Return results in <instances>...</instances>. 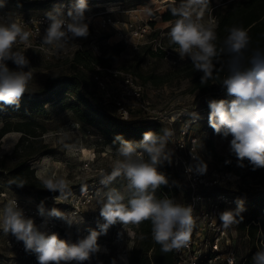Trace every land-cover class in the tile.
<instances>
[{
  "label": "clouds",
  "instance_id": "9594fccd",
  "mask_svg": "<svg viewBox=\"0 0 264 264\" xmlns=\"http://www.w3.org/2000/svg\"><path fill=\"white\" fill-rule=\"evenodd\" d=\"M208 4L209 0H187L179 7H171V13L177 19L168 33L169 42L176 46L174 50L181 60L189 59L195 70L202 74L200 83L203 85L210 79H219L213 76L215 63H221L226 69L227 75L220 84L230 99L208 101V124L215 134L225 139L231 137L229 151L236 157L239 167L247 160L253 170L261 169L264 168V49L253 48L251 37L240 26L228 29V35L217 45L214 26L201 23L197 11L207 8ZM87 10V0H75L66 14L62 7L47 12L50 23L42 43L62 50L75 39L86 38L89 35ZM30 36L31 33L14 20L0 18V105L19 108L21 98L28 92L33 78L30 61L25 51L14 49L18 44H26ZM9 61L15 69L8 66ZM190 118L196 122L200 117L192 111ZM174 135L170 128L146 131L138 143L116 136L113 143L119 141L117 158L111 172H102L99 178V183L108 189L98 200L99 215L104 221L99 225V231L90 230L86 237L70 244L55 232L41 231L32 218L25 216L16 199H9L0 208V230L22 242L26 252L36 255L38 264H83L99 252V235L106 234L118 223L126 226L149 221L152 238L163 252L186 246L194 228L193 207L168 196H156L158 189L169 184L168 177L159 168L166 162L169 165L173 162L174 149L169 148V144L173 143ZM192 159L193 163L186 171L205 175L208 164L199 155H192ZM229 163V160L225 161V164ZM121 177L126 180L123 191L109 187ZM42 183L44 189L59 192L60 196L68 190L63 177H49ZM173 183L179 187L177 182ZM19 186L23 187V184ZM38 210L42 215V205ZM244 210L242 202H238L236 209L221 212L219 219L224 228L237 223V217L242 220L240 214ZM49 215L69 223L73 221L56 209L49 210ZM252 264H264V248L256 251Z\"/></svg>",
  "mask_w": 264,
  "mask_h": 264
},
{
  "label": "rangeland",
  "instance_id": "374dc122",
  "mask_svg": "<svg viewBox=\"0 0 264 264\" xmlns=\"http://www.w3.org/2000/svg\"><path fill=\"white\" fill-rule=\"evenodd\" d=\"M61 0L51 2L49 5L38 8H25L20 6H8L0 1V8L14 13H47L58 6ZM187 0H92L93 11L98 15L102 12L109 11L117 18L123 21L134 20H151L153 26V36L161 41L167 50H171V54L166 56L153 55L150 45L146 43H138L137 39L133 42L139 44L136 48L127 45V50L121 55V59L116 65L132 70L139 76V79L145 82L148 89L149 98L154 106L160 109H178L182 106L200 107L207 105L210 97L194 90L189 79L184 77H174L172 73L180 69L189 59L181 60L178 53L174 50L175 45L170 44L168 33L175 20L164 21L162 14L168 8L177 3H184ZM219 4V0H209L207 8L198 9L199 16L203 20H210L213 15L215 6ZM135 21V20H134ZM210 24V23H209ZM89 35L85 38V44L94 52H99L100 46L104 44H114L120 41L119 35L113 27L102 28L99 25V17H95L90 24ZM125 29V25H123ZM175 47V48H174ZM26 57L30 61V67L33 71V78L29 83L28 92H40L48 78L53 76L65 75L71 72L70 60L68 58L49 59L35 52H25ZM142 63L138 65V62ZM174 60H176L174 62ZM8 66L15 69V65L9 61ZM27 71V69H25ZM89 71V70H88ZM154 76V79L149 78ZM160 88L161 92L156 89ZM140 114L133 113V118L139 120ZM132 120V121H135ZM45 124L46 130L43 133L44 140L54 150L52 154L38 156L30 163L35 169L38 178L44 180L49 177H63L68 184V190L64 196H60L59 192L51 195V200L55 201L54 196H59L62 200L61 204H55L50 201L44 204L42 197H37L35 191L21 190L8 185L7 178L0 174V208L7 203V197L13 195L27 200L33 207L39 209L42 205L44 212L56 209L58 212L70 205L72 198L79 194L84 199L83 213L78 221L71 226H65L59 232V237L68 243H76L79 239L86 237L90 230L99 231V225L104 223L99 215L98 200L102 198L104 192L108 189L99 183L100 174L102 172H111L112 165L117 158L116 147L106 143L100 133L91 127L84 126V129L76 130L73 123L76 122L73 113L68 109H62L60 106L55 107L54 113L50 119H41ZM4 118L0 117V129L4 125ZM209 126V125H207ZM203 124L194 128L193 133L199 137L200 157L208 164V170L213 168L226 169L223 162L218 156H227L230 154L229 142L231 137L227 139L221 135L214 133V130ZM89 130V132H88ZM21 137V132L11 131L0 138V156L4 154H16L15 147ZM18 158L14 157L16 160ZM231 171V170H230ZM234 174L241 175L239 178L240 191L249 194H258L264 191L263 176H249L244 179L242 174L231 171ZM263 175V174H262ZM126 180L122 177L111 184L109 187H115L124 190ZM185 180L181 177L180 191L178 200L184 203L186 195L183 190L185 188ZM43 202V203H42ZM127 203V200H125ZM151 230L149 221L140 224H128L123 226L116 224L109 228L106 234L101 233L98 237L100 245L99 252L92 255L91 259L83 262V264H130V255L137 252L140 248L151 244L147 239L145 229ZM150 235V233H149ZM5 234L0 230V261L4 264H19L25 262L26 256L22 257L17 252L9 250L5 245ZM235 241L238 248L239 256L245 254L250 249L249 239L239 232H235ZM38 264V261L37 263ZM76 264V262H72Z\"/></svg>",
  "mask_w": 264,
  "mask_h": 264
},
{
  "label": "trees",
  "instance_id": "16d2710c",
  "mask_svg": "<svg viewBox=\"0 0 264 264\" xmlns=\"http://www.w3.org/2000/svg\"><path fill=\"white\" fill-rule=\"evenodd\" d=\"M0 1L8 6L33 9L47 6L56 0ZM213 16L216 18L214 28L218 36L217 45L228 35V29L240 26L251 37L253 48L264 49V0H234L225 7H215ZM176 18L172 15L171 8L162 14L164 21ZM126 50L127 44L124 41L101 45L99 52H94L92 49L80 50L70 60V73L48 78L40 92L25 93L20 100L19 108L0 105V117L5 120L0 129V138L11 131L21 132V137L15 147L16 154L0 156V174L7 178L9 186L21 190L27 189L30 193L35 191L37 197L43 198L44 204L50 203L47 200L48 196L55 195L56 192L44 189L43 180L36 176L35 169L30 162L38 156L52 154L54 151L44 140L43 133L46 127L41 119H50L57 105L62 109L70 110L77 122L96 129L106 143L116 148L119 147V141L115 143L113 141L117 135L122 136L125 140L138 143L142 140L144 132H159L165 128L161 122L146 118L135 121L125 120L117 114L115 108L102 102L89 73L92 70L91 63L95 62L105 66L116 65ZM146 51L153 55L164 56L163 52L152 51L149 48ZM141 63L142 60L138 62V65ZM81 65L84 68H81ZM222 69L221 63H215L213 76H218L219 79H210L206 85L200 83L202 74L195 70L190 60L172 75L189 79L194 90L212 100L217 99L218 91L223 87L220 83L227 75L226 69ZM149 78L154 79V76H149ZM17 155L18 158L15 160L14 157ZM218 157L226 169L242 174L244 179H248L251 175L264 177V168L253 170L247 160L243 162V167H239L236 157L231 153ZM226 160H229L230 163L225 164ZM159 171L166 174L169 184L158 189L156 196L158 198L164 196L177 198L180 191V174L167 162L160 166ZM173 182H177L179 187ZM21 184L23 187L19 186ZM225 189L217 187L207 190V193ZM240 196L241 198L236 202L237 204L242 202L245 205V211L240 214L243 217L242 220L240 217L236 218L237 230L249 239L250 244L249 251L239 256L240 264H252L253 255L257 250L264 248V244H262L264 241V191L255 195L240 191ZM145 232L151 244L132 253L129 257L130 264H177L175 249L163 252L161 246L153 240L151 230L146 228ZM31 256L36 257L33 253Z\"/></svg>",
  "mask_w": 264,
  "mask_h": 264
},
{
  "label": "built area",
  "instance_id": "2783aa9c",
  "mask_svg": "<svg viewBox=\"0 0 264 264\" xmlns=\"http://www.w3.org/2000/svg\"><path fill=\"white\" fill-rule=\"evenodd\" d=\"M92 0H87L88 10L85 13L86 23L89 28L93 19L99 17V25L102 28L113 27L120 37V41H124L127 45L135 48L139 45L133 42L137 39L138 43L150 45L155 51L163 52L164 56L171 54V50H167L161 41L153 36V26L151 20H134L123 21L115 17L109 11L96 14L93 11ZM234 0H219L217 6L225 7L229 2ZM187 2V1H186ZM184 2V3H186ZM75 3V0H61L57 7H62L65 14L68 8ZM183 3H177L175 7H179ZM215 6V7H217ZM173 7V6H172ZM198 13L199 10L197 9ZM0 18L12 19L23 26L25 31L31 33L29 41L26 44H18L17 49L26 53L35 52L46 58H68L75 56L80 50L90 49L85 44V38H77L70 42L62 50L44 45L42 37L45 30L49 26V20L46 13H12L0 8ZM195 18V17H194ZM137 21V22H136ZM204 24H212L215 27L216 18L211 15L210 20H203ZM127 29L124 28V26ZM175 48V47H174ZM176 60H174L175 62ZM92 70L89 72L101 100L104 104L115 108L117 114L125 120H135L133 113L140 114L139 118L155 120L161 122L165 128L174 130L173 143L169 144V148L174 149L173 162L171 164L180 177L185 180V188L183 190L186 195L184 204L193 207L194 228L190 234L189 242L186 246L175 249L177 264H240L238 248L236 245L235 232L237 231V223L232 224L228 228H224L219 219V214L225 210H234L237 207V200L241 198L239 178L241 175L232 173L228 169L213 168L205 175L190 174L186 171L188 165L193 163L192 155H199V137L193 133L195 127L200 124L206 126L205 132L210 128L208 124V116L210 109L208 105L200 107L182 106L178 109H160L154 106L149 98L148 89L145 83L129 69L122 68L118 65L105 66L95 62L91 63ZM81 68H84L81 65ZM161 92L160 88L156 89ZM219 99H230L227 96L226 89L220 88L218 91ZM196 111L199 114V120L194 122L190 118V113ZM76 130L84 129L80 122L73 123ZM89 132V130H88ZM217 187L226 188L215 193H207ZM9 199H16L18 205L23 209L24 214L28 218H32L41 231L51 234L53 232L59 234L65 226H71L82 216L84 208V199L79 194L72 198L70 205L63 208L59 212L69 221L49 215L43 212L41 215L36 207L30 202L17 196L1 193ZM57 196H54V198ZM51 200V196L47 197ZM179 202L178 197L175 198ZM62 200L55 199V204H61ZM181 203V202H180ZM245 209V205L243 204ZM245 211V210H244ZM261 231V227H260ZM264 244V241H262ZM6 247L20 256H26L25 262L19 264H36V257H32L30 252H26L22 242H18L11 233L5 238ZM0 264H4L0 261Z\"/></svg>",
  "mask_w": 264,
  "mask_h": 264
}]
</instances>
